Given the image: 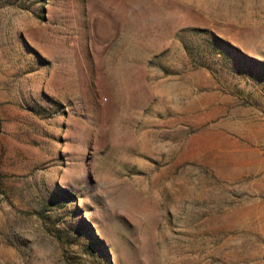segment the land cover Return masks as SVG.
Instances as JSON below:
<instances>
[{
    "label": "rangeland",
    "instance_id": "1",
    "mask_svg": "<svg viewBox=\"0 0 264 264\" xmlns=\"http://www.w3.org/2000/svg\"><path fill=\"white\" fill-rule=\"evenodd\" d=\"M0 264H264V0H0Z\"/></svg>",
    "mask_w": 264,
    "mask_h": 264
}]
</instances>
